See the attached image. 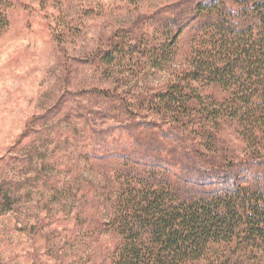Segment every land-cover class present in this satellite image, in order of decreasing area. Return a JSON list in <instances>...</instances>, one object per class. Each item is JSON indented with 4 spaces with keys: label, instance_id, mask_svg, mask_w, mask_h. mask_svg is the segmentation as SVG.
Masks as SVG:
<instances>
[{
    "label": "trees",
    "instance_id": "obj_1",
    "mask_svg": "<svg viewBox=\"0 0 264 264\" xmlns=\"http://www.w3.org/2000/svg\"><path fill=\"white\" fill-rule=\"evenodd\" d=\"M12 9L0 0V36ZM167 10L145 19L149 33L137 22L136 37L114 33L95 59L128 77L175 74L153 96L167 128L134 119L92 132L113 190L87 235L111 238L101 264H264V0H181Z\"/></svg>",
    "mask_w": 264,
    "mask_h": 264
},
{
    "label": "rangeland",
    "instance_id": "obj_2",
    "mask_svg": "<svg viewBox=\"0 0 264 264\" xmlns=\"http://www.w3.org/2000/svg\"><path fill=\"white\" fill-rule=\"evenodd\" d=\"M179 1L140 0L133 8L126 0H13L0 36V264H101L111 238L91 240L86 228L108 215L113 189L108 162L91 154L92 132L134 119L167 128L153 96L175 71L128 77L95 59L114 33L130 28L136 37V22L149 33L145 19Z\"/></svg>",
    "mask_w": 264,
    "mask_h": 264
}]
</instances>
